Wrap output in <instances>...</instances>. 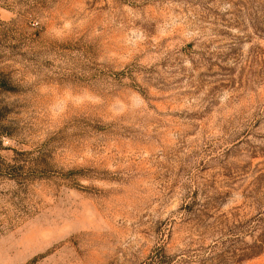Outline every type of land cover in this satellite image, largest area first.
I'll return each mask as SVG.
<instances>
[{"label":"rangeland","instance_id":"rangeland-1","mask_svg":"<svg viewBox=\"0 0 264 264\" xmlns=\"http://www.w3.org/2000/svg\"><path fill=\"white\" fill-rule=\"evenodd\" d=\"M0 264H264V0H0Z\"/></svg>","mask_w":264,"mask_h":264}]
</instances>
